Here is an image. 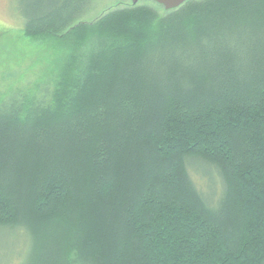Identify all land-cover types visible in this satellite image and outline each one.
<instances>
[{
	"label": "trees",
	"instance_id": "obj_1",
	"mask_svg": "<svg viewBox=\"0 0 264 264\" xmlns=\"http://www.w3.org/2000/svg\"><path fill=\"white\" fill-rule=\"evenodd\" d=\"M19 1L64 53L0 98V239L26 264H264V0L90 24L92 0Z\"/></svg>",
	"mask_w": 264,
	"mask_h": 264
},
{
	"label": "rangeland",
	"instance_id": "obj_2",
	"mask_svg": "<svg viewBox=\"0 0 264 264\" xmlns=\"http://www.w3.org/2000/svg\"><path fill=\"white\" fill-rule=\"evenodd\" d=\"M19 0H0V98L19 89L35 91L51 78L58 59L64 53L61 47L54 45L48 38L31 39L24 34L25 23L18 12ZM133 0H92L87 10L80 16L79 23L97 21L102 15L114 8H129ZM140 7H150L163 16L166 9L152 0H140ZM93 48V43L86 44L82 53ZM193 173V172H192ZM194 175V174H193ZM200 190L203 189L198 174L194 175ZM218 191L222 190L221 180L215 178ZM200 184V185H199ZM209 193L205 196L214 200L217 188L211 179L208 181ZM220 193V192H219ZM17 238L0 239V264H26L30 250L26 241Z\"/></svg>",
	"mask_w": 264,
	"mask_h": 264
},
{
	"label": "water",
	"instance_id": "obj_3",
	"mask_svg": "<svg viewBox=\"0 0 264 264\" xmlns=\"http://www.w3.org/2000/svg\"><path fill=\"white\" fill-rule=\"evenodd\" d=\"M140 0H133V6L137 5ZM156 4L163 6L166 11L179 9L185 2L189 0H152Z\"/></svg>",
	"mask_w": 264,
	"mask_h": 264
}]
</instances>
